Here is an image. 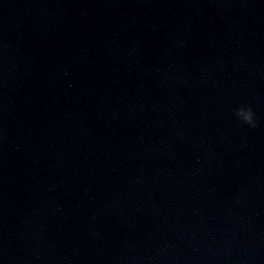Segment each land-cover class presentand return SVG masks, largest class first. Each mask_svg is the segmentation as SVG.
I'll return each instance as SVG.
<instances>
[{"label": "water", "instance_id": "water-1", "mask_svg": "<svg viewBox=\"0 0 264 264\" xmlns=\"http://www.w3.org/2000/svg\"><path fill=\"white\" fill-rule=\"evenodd\" d=\"M0 264H264V0H0Z\"/></svg>", "mask_w": 264, "mask_h": 264}, {"label": "clouds", "instance_id": "clouds-1", "mask_svg": "<svg viewBox=\"0 0 264 264\" xmlns=\"http://www.w3.org/2000/svg\"><path fill=\"white\" fill-rule=\"evenodd\" d=\"M234 115L243 124L251 128L257 127V123L254 119L255 114L251 107L240 106L234 110Z\"/></svg>", "mask_w": 264, "mask_h": 264}]
</instances>
